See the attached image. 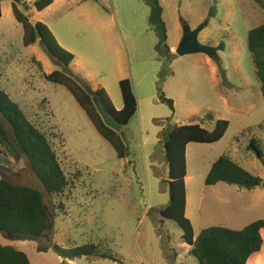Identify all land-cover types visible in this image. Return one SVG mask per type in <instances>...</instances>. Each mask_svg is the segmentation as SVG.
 Instances as JSON below:
<instances>
[{"label": "rangeland", "instance_id": "374dc122", "mask_svg": "<svg viewBox=\"0 0 264 264\" xmlns=\"http://www.w3.org/2000/svg\"><path fill=\"white\" fill-rule=\"evenodd\" d=\"M12 2L32 24L48 26L74 55L67 69L88 89L103 88L115 109L122 107L118 82L131 81L137 112L118 131L127 157L117 156L64 85L46 79L45 74L64 68L39 40L24 45ZM159 2L171 53L161 78L158 37L149 26L144 0H52L42 11L34 0H0V90L47 134L69 179L62 194L49 195L25 156L16 160L0 154V179L35 187L43 196L47 220L40 238L16 239L0 232V244L23 251L31 264H199L178 224L158 212L170 200L162 135L186 120L207 130L218 119L229 121L219 141L186 148L187 218L194 236L210 226L239 230L264 219V187L242 188L234 205L223 207L216 198L233 197L236 185L221 182L229 190L210 192L213 185L204 183L221 155L264 179V162L249 148L256 139L264 160V100L247 47L248 31L264 22V9L256 0ZM183 22L191 29L203 25L198 42L216 48V55L176 54ZM159 85L174 110L159 100ZM262 237L261 250L247 264H264V230ZM87 243L106 257L69 258L56 249Z\"/></svg>", "mask_w": 264, "mask_h": 264}, {"label": "trees", "instance_id": "16d2710c", "mask_svg": "<svg viewBox=\"0 0 264 264\" xmlns=\"http://www.w3.org/2000/svg\"><path fill=\"white\" fill-rule=\"evenodd\" d=\"M150 8L148 23L156 32L158 43L156 52L163 61L160 78L167 74L170 49L166 44L167 30L162 18V6L159 0H144ZM264 9V1H258ZM52 4V0H34L35 8L42 11ZM12 11L16 20L23 28V43L28 46L37 40L41 42L49 55L64 70H54L45 74L47 80L64 85L73 95L80 107L85 111L97 132L115 149L119 158L128 156V149L119 132L107 126L101 119L95 102L102 103L107 112L115 117L122 126L137 112V99L129 79H121L119 89L122 107L117 110L106 91L98 87L88 89L82 80L67 68L74 60V55L57 42L47 25L41 22L32 24L12 2ZM0 3V17H1ZM247 47L251 53L255 68V76L260 83L264 100V22L251 28L247 35ZM224 76V73H222ZM159 91V100L167 103L174 110L173 101ZM44 106V105H43ZM0 154L12 156L16 160L25 156L34 174L49 195H60L69 185L59 158L51 145L47 134L33 123L20 106L13 102L9 95L0 90ZM210 117V115H206ZM167 120H169L167 118ZM229 121L216 120L212 130L199 124L187 123L167 127L162 135L165 160L168 167L169 203L158 210L160 216L174 220L182 230V239L190 246L191 253L199 264H247L248 259L259 252L263 245L262 231L264 219L251 222L236 230L225 226H210L200 231L195 237L191 221L185 214L186 210V148L190 143L211 144L219 141L227 131ZM257 156L264 162L263 154L252 138L249 143ZM1 159V158H0ZM224 182L248 190L264 187V179L251 174L230 156L221 155L211 165L204 183L215 185ZM45 204L40 190L35 187L17 184L11 180L0 179V232L6 233H43L45 222ZM63 257L102 255L99 247L93 243L63 249L56 247ZM0 264H31L26 253L12 246L0 244Z\"/></svg>", "mask_w": 264, "mask_h": 264}, {"label": "water", "instance_id": "95a60500", "mask_svg": "<svg viewBox=\"0 0 264 264\" xmlns=\"http://www.w3.org/2000/svg\"><path fill=\"white\" fill-rule=\"evenodd\" d=\"M203 28V25L197 29H191L186 22L182 24V37L178 44V47L175 49L176 54L182 56L185 54H194V53H204L207 54L209 57H213L216 55V48L209 47L206 45H202L198 42L197 36L200 30ZM96 109L102 119V121L109 126L110 128L114 129L115 131H120L122 128V124L113 116H111L105 106L102 103L95 102ZM188 120L182 121L181 125L187 124ZM46 210V208H45ZM46 220H47V212L45 214V222L43 226V230L46 227ZM10 235L16 239H26V240H37L41 237V234H32V233H21V232H14L10 233ZM105 256L102 255H93L89 256L90 260L102 259Z\"/></svg>", "mask_w": 264, "mask_h": 264}, {"label": "crops", "instance_id": "0c3cea01", "mask_svg": "<svg viewBox=\"0 0 264 264\" xmlns=\"http://www.w3.org/2000/svg\"><path fill=\"white\" fill-rule=\"evenodd\" d=\"M182 123V122H181ZM189 145V144H188ZM187 145V146H188ZM188 177V174L186 175V177H185V182H186V178ZM224 183H221V182H219V183H217V184H215V185H213V186H211L210 187V192H213L214 191V189H217L218 187L219 188H222L223 190H229L228 189V187H224L225 185H223ZM187 185V184H186ZM235 191V194H234V196L233 197H231V198H227V197H224L223 198V196L222 197H220V196H218L217 198H216V203L219 205V206H223V207H226V206H229V205H234L233 204V200H235V199H237V197H239V195H241L242 196V188L241 187H239V186H236V188L234 189ZM186 193H187V191H186ZM223 193V192H222ZM223 195V194H222ZM238 202V201H237ZM185 214H186V216H188V195L186 194V210H185ZM191 220V219H190Z\"/></svg>", "mask_w": 264, "mask_h": 264}]
</instances>
